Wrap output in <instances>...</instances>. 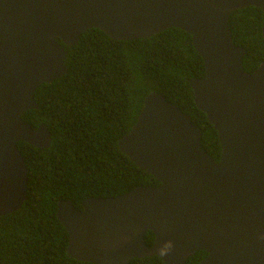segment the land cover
Returning a JSON list of instances; mask_svg holds the SVG:
<instances>
[{
  "label": "water",
  "instance_id": "obj_1",
  "mask_svg": "<svg viewBox=\"0 0 264 264\" xmlns=\"http://www.w3.org/2000/svg\"><path fill=\"white\" fill-rule=\"evenodd\" d=\"M264 0H0V216L26 199L27 170L17 143L47 149L45 125L21 116L37 109L35 90L66 73V51L90 28L112 40L149 38L168 28L188 33L204 65L190 79L194 103L217 132L214 161L201 132L178 107L148 93L118 149L157 187L113 198H87L81 210L58 201L67 254L93 264H129L157 256L164 264H264V62L245 72L244 50L228 29L232 12ZM154 235L148 247L144 234Z\"/></svg>",
  "mask_w": 264,
  "mask_h": 264
},
{
  "label": "trees",
  "instance_id": "obj_2",
  "mask_svg": "<svg viewBox=\"0 0 264 264\" xmlns=\"http://www.w3.org/2000/svg\"><path fill=\"white\" fill-rule=\"evenodd\" d=\"M263 14L247 7L232 12V42L244 50L242 65L251 74L264 62ZM66 73L34 92L38 108L21 116L36 129L45 125L51 142L38 149L18 142L27 170L26 199L15 212L0 216V264H93L71 258L68 234L56 216L58 201L81 210L87 198H113L136 187L159 182L139 169L117 147L135 124L144 97L162 95L188 116L201 132V145L216 162L221 148L217 132L194 103L188 81L204 77V65L188 33L168 28L149 38L112 40L90 28L67 47ZM154 235L147 231L150 247ZM195 252L186 264L206 257ZM129 264H164L157 256Z\"/></svg>",
  "mask_w": 264,
  "mask_h": 264
}]
</instances>
